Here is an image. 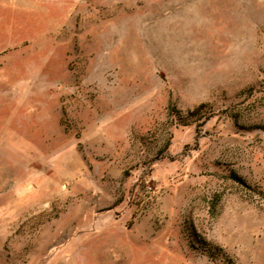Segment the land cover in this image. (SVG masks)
<instances>
[{
  "label": "rangeland",
  "instance_id": "obj_1",
  "mask_svg": "<svg viewBox=\"0 0 264 264\" xmlns=\"http://www.w3.org/2000/svg\"><path fill=\"white\" fill-rule=\"evenodd\" d=\"M196 236L264 264V0H0V264Z\"/></svg>",
  "mask_w": 264,
  "mask_h": 264
},
{
  "label": "trees",
  "instance_id": "obj_2",
  "mask_svg": "<svg viewBox=\"0 0 264 264\" xmlns=\"http://www.w3.org/2000/svg\"><path fill=\"white\" fill-rule=\"evenodd\" d=\"M202 107L203 105H200L192 112H190V114L198 113ZM233 178L235 180H239L236 176H234ZM195 242L198 244V249H200L201 252L207 255L211 260H219L220 262L225 264L232 263V260L227 256V254L222 250V248L212 245L211 243L207 242L205 239L199 236L195 237Z\"/></svg>",
  "mask_w": 264,
  "mask_h": 264
}]
</instances>
